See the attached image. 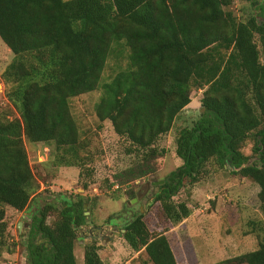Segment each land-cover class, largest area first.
I'll list each match as a JSON object with an SVG mask.
<instances>
[{"label":"trees","instance_id":"obj_1","mask_svg":"<svg viewBox=\"0 0 264 264\" xmlns=\"http://www.w3.org/2000/svg\"><path fill=\"white\" fill-rule=\"evenodd\" d=\"M233 0H0V39L14 55L2 75L6 98L18 118L0 117V256L7 247L5 207L24 212L40 185L24 144L51 146L57 167L83 168L79 128L70 101L102 89L95 106L129 143L132 163L116 183L154 175L166 155L158 147L179 114L192 102L194 88L205 89L203 113L179 132L176 154L183 162L154 198L173 225L192 210L176 196L213 173L230 170L259 186L264 213V0L256 14L239 20ZM114 45L127 67L101 85ZM254 143L253 154L243 147ZM87 185H85L86 187ZM127 192L133 193L129 190ZM133 195V194H131ZM136 198L134 195L131 199ZM34 214L26 241L27 264H77L75 243L87 220L82 195L62 197ZM259 248L219 264H264V222H251ZM124 241L144 263L178 264L164 233L150 231L138 213L123 227ZM100 246H86L85 264H103ZM142 254V253H141Z\"/></svg>","mask_w":264,"mask_h":264},{"label":"rangeland","instance_id":"obj_2","mask_svg":"<svg viewBox=\"0 0 264 264\" xmlns=\"http://www.w3.org/2000/svg\"><path fill=\"white\" fill-rule=\"evenodd\" d=\"M252 2L255 0H233L229 11L243 21L256 14ZM113 51L101 85L110 82L127 67V53L115 45ZM13 59V53L0 39V117L3 120L19 117L6 98L8 88L2 78ZM204 92L205 89H193L191 104L159 141L158 147L164 149L166 155L159 161L157 172L131 183L129 189L119 186L115 179L116 174L132 163V158L125 154L129 143L115 133L109 121L101 122L96 115L95 106L102 89L73 98L71 113L79 128L85 164L83 168L57 167L50 157L53 147L24 140L40 189L24 212L5 207L7 247L0 256V264H27L26 241L34 214L38 209L54 204L56 210L47 220L51 224L63 206L61 198L77 195L88 200L84 207L87 222L79 229L75 243L77 264H85V248L94 241L100 246L103 264H148L144 263L146 254H137L123 238L125 223L138 213L145 215L152 233L167 236L178 264H219L256 251L260 237L250 223L264 222L258 197L260 188L232 175L229 169L213 173L214 165L211 164L209 173L198 184H185L175 200L187 203L192 213L179 225L168 221L162 215L160 204L154 202L160 186L183 164L176 154V141L182 129L192 127L201 117ZM253 147L254 143L248 141L243 153L251 156ZM129 190L133 193L127 192ZM131 194L136 198L131 199Z\"/></svg>","mask_w":264,"mask_h":264},{"label":"water","instance_id":"obj_3","mask_svg":"<svg viewBox=\"0 0 264 264\" xmlns=\"http://www.w3.org/2000/svg\"><path fill=\"white\" fill-rule=\"evenodd\" d=\"M163 183V182H162ZM19 229H21V223H19ZM123 232H125V230H123Z\"/></svg>","mask_w":264,"mask_h":264}]
</instances>
